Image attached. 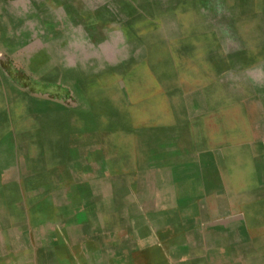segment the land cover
I'll return each mask as SVG.
<instances>
[{"label":"rangeland","instance_id":"rangeland-1","mask_svg":"<svg viewBox=\"0 0 264 264\" xmlns=\"http://www.w3.org/2000/svg\"><path fill=\"white\" fill-rule=\"evenodd\" d=\"M196 3L204 9L148 14L162 41L189 38L177 62L148 65L164 76L177 65L181 84L196 91L194 108L178 109L180 121L190 118L172 159H190L183 148L194 144L211 149L209 168L199 156L193 173H156L154 124L136 125L124 109L75 106L71 96L65 110L57 89L49 116L4 109L0 264H100L105 248H207L209 264H264V0Z\"/></svg>","mask_w":264,"mask_h":264},{"label":"crops","instance_id":"crops-1","mask_svg":"<svg viewBox=\"0 0 264 264\" xmlns=\"http://www.w3.org/2000/svg\"><path fill=\"white\" fill-rule=\"evenodd\" d=\"M196 1L0 0V135L4 109H41L43 116H49L51 94L57 89L63 92L65 110L71 96L75 106L124 109L136 125L154 124L153 139L159 142L160 158L154 162L156 173H193L199 156L203 159L198 163L209 168L211 149L201 150L194 144L190 150L183 148L184 156L190 152V159H172L179 125L189 124L190 118L188 115L180 121L178 109L194 108L196 91L181 84L177 65H171L167 76L148 65L160 58L177 62L179 43L189 39L182 33L181 38L167 36L162 41L157 37L162 26L151 18L165 12H200L204 6ZM148 14L154 15L150 18ZM187 17L179 18L180 23ZM125 53L130 56L125 57ZM6 62L10 67H5ZM137 214H126L123 219L131 222ZM107 218V239L114 244L115 223L120 218L115 213ZM155 249L105 248L98 260L103 262L100 264H107L108 259L121 264H209L211 257L207 248Z\"/></svg>","mask_w":264,"mask_h":264}]
</instances>
